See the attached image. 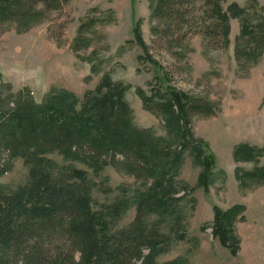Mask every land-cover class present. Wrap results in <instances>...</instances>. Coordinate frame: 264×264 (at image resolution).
Returning a JSON list of instances; mask_svg holds the SVG:
<instances>
[{
	"label": "rangeland",
	"instance_id": "374dc122",
	"mask_svg": "<svg viewBox=\"0 0 264 264\" xmlns=\"http://www.w3.org/2000/svg\"><path fill=\"white\" fill-rule=\"evenodd\" d=\"M18 1L29 9L33 5L40 18L27 29L17 21L0 22V112L10 114L19 102L39 106L61 90L78 99L79 110L86 93H94L107 77L126 87L124 101L136 128L170 139L162 118L143 108L136 90L159 100L172 88L205 101L211 115L193 113L185 128L205 143L215 164L205 173L191 149L183 153L174 175L178 197L185 193L177 205L179 223H164L154 215L144 221L158 241L153 264H264V183L244 175L264 174V55L242 60L235 55L239 34L264 24V0H189L185 19H177L168 33L169 28L157 36L154 30L163 29L164 23L153 20L152 0H59L58 9H49L48 0ZM231 5L238 9L236 16L228 11ZM219 9L228 17L226 45L203 29L202 22L211 23ZM90 20L96 24L80 36L88 46L76 51L79 27ZM136 21L148 60L145 47L133 36ZM250 149L258 155L244 158ZM43 156L55 167L71 166L86 174L91 210L105 211L111 232L130 226L135 198L148 193L154 183L126 167L121 156L104 157L101 165L71 162L58 151ZM0 168V185L7 193L30 181V165L3 149ZM200 176L206 179L205 187L199 184ZM119 205L125 207L112 215L111 208ZM237 205L243 210L234 226L239 249L233 256L212 237L211 224L214 207L225 211Z\"/></svg>",
	"mask_w": 264,
	"mask_h": 264
},
{
	"label": "trees",
	"instance_id": "16d2710c",
	"mask_svg": "<svg viewBox=\"0 0 264 264\" xmlns=\"http://www.w3.org/2000/svg\"><path fill=\"white\" fill-rule=\"evenodd\" d=\"M62 1L65 0L61 4ZM152 1L153 20L164 23L163 29L154 30L155 36L169 28L168 33L177 19L184 20L186 5L190 3L189 0ZM61 4L59 0L47 2L49 9H58ZM219 10L211 23L202 22L203 29H210L214 38L226 45L228 17ZM228 11L231 16L238 13L235 5L229 6ZM39 18L40 13L33 5L29 9L18 0H0L1 23L17 21L27 29ZM96 21L80 25L74 50L88 46L80 36ZM139 24L136 21L133 36L138 45L145 47L148 60ZM235 41L237 60L264 55V24L244 29ZM95 68L91 64L92 72ZM125 90L123 85L113 84L105 77L94 93H86L79 110L78 99L61 90L39 106L30 101L19 102L10 114L0 112V149L8 151L11 158L20 157L31 167L30 181L24 187L7 193L0 185V264L154 263L158 241L153 228L144 221L154 215L164 223H179L177 205L184 200L185 193L178 197L180 190L176 188L174 175L185 151L191 149L195 164L203 172L214 166V158L205 151V143L196 140L185 128L193 113L211 115L212 109L205 101L188 98L172 88H167L165 97L159 100L137 89L143 108L162 118L170 139L156 138L151 131L133 125L124 101ZM52 151H58L65 160L88 161L94 165L104 164L101 161L104 157L121 156L126 167L152 178L150 191L135 198L136 215L130 226L111 232V221L105 220V211L91 210L86 174L71 166H53L43 156ZM245 153L244 158L258 155L253 149ZM3 172L0 168V175ZM244 175L245 179L260 178L263 180L260 184L264 183V174L260 172ZM199 184L205 187L206 179L200 176ZM123 207L113 206L110 213L116 216ZM242 210L239 205L225 211L213 208L212 237L233 256L239 249L234 226ZM144 249L148 250L147 255L143 254Z\"/></svg>",
	"mask_w": 264,
	"mask_h": 264
}]
</instances>
